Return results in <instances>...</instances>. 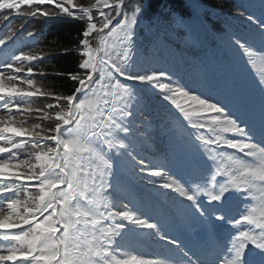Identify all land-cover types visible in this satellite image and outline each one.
I'll list each match as a JSON object with an SVG mask.
<instances>
[{"label":"snow or ice","instance_id":"6c2138e0","mask_svg":"<svg viewBox=\"0 0 264 264\" xmlns=\"http://www.w3.org/2000/svg\"><path fill=\"white\" fill-rule=\"evenodd\" d=\"M99 3L109 11H99L102 20L98 28L91 9L78 8L73 0H0V9L8 12L19 10L21 5L34 6V11L26 13L30 17L58 19L63 15L81 21L86 18L78 52V69L83 75L68 73V78L77 84L74 92L53 97L57 101L63 99L67 111L61 107L55 112L52 134L43 136L37 130L39 124L32 128L18 127L11 114L15 111L26 119L33 111L30 105L22 107L28 103L27 98L47 94L31 78L46 74L35 72L33 67V62L43 60L44 55L32 49H17L5 52L0 58V111L9 113L6 118L0 117V141L10 145L5 147L0 143V154H9L8 158H0V203L6 201V207H0V230L10 232L29 225L27 231L4 236L11 246L6 253L0 250V264H16L17 261L19 264H264V203L259 208L240 210L239 218L234 217L228 207L233 192L247 200L257 183L264 185V76L256 85L260 93L258 109L246 107L243 89L235 77L227 72L213 73L203 62H187L197 84V87H189L182 82L179 64L171 68L153 66L157 58L166 54L168 24L187 27L185 17L176 11L175 0H169L165 15L148 20L143 35L142 21L151 7L148 0H138L132 11L126 10V0H115L111 4L109 0H99ZM261 3L264 6V0ZM44 5L54 6L55 10H43ZM185 6L197 18L204 12L200 0H185ZM236 15L245 17V12L237 9ZM245 18L264 45V15ZM8 19L9 16L3 17L5 21ZM114 20L116 25L109 29ZM104 29H109V35L116 37L114 47H118L119 52L115 57L102 48L91 47L90 35ZM15 35L9 30V34L0 38V46L7 48ZM186 35L195 43L196 37L191 31ZM28 36L33 33L29 32ZM229 41L247 60L257 55L253 40L248 36L231 35ZM35 46L33 41V49ZM141 57L144 65L138 66ZM105 77L108 82L98 89L97 84ZM157 108L174 115L179 126L167 117L161 118V130L168 136V146L165 161L153 165L139 158L135 141L150 139V134L145 135L147 125L152 122ZM36 111L42 112L40 118L52 119L49 112ZM217 129L228 135H205ZM13 137L31 138L34 149L46 147L47 150L35 152L36 164H32L31 157L20 160L13 150L25 148L26 142L22 139L16 143ZM45 141L54 143L55 147L45 145ZM223 149L241 155L226 154ZM85 154L87 164L83 162ZM225 155L230 161L228 167L217 162L218 157ZM117 159L127 161L136 177L162 179L164 182L158 187L174 192L183 206V216L193 225L205 228L209 237H214L215 230L224 224L231 225L234 234H229L222 248L218 246L215 252L201 256L171 237L160 219L149 217L139 209L111 211L115 202L106 201L101 211L100 207H95L99 200L91 194H112L111 178ZM205 166L210 179L200 175ZM21 168L26 172L19 171ZM173 168L190 170L187 185L173 178ZM220 175L228 178L219 183L216 178ZM150 182L155 184V180ZM28 185L38 189V197L29 195L21 201L5 195L15 196ZM60 186H66V190ZM202 196L207 197L208 208L202 206ZM82 200L94 207L82 204ZM58 204L60 211L56 209ZM122 206L127 208V205ZM243 224L254 225L255 229L241 230ZM131 231L156 237L175 248L178 254L120 259L118 253ZM58 232L61 234L57 235Z\"/></svg>","mask_w":264,"mask_h":264},{"label":"trees","instance_id":"16d2710c","mask_svg":"<svg viewBox=\"0 0 264 264\" xmlns=\"http://www.w3.org/2000/svg\"><path fill=\"white\" fill-rule=\"evenodd\" d=\"M109 1L112 3L115 2V0ZM137 2L138 0H126V10H134ZM148 2H150L151 7L147 9L146 16L142 21L141 35H143V27L148 20L154 17L160 18L165 15L164 9L166 5H169V0H148ZM200 2L204 6V12L197 18L192 16L190 10L185 6V0H175L176 11L185 17L187 27L181 28L179 24H168L166 54L163 57L157 58V60L153 62V66L157 68H171L173 64H179L180 74L183 76L182 82L186 83L189 87H197L187 62L196 61L206 63L213 73L227 72L235 77L243 89L247 101L246 107L251 108L254 106L258 109L260 93L256 85L258 80L264 76V45H261L259 37L255 33V29L245 17L247 15H254L257 17L264 15V6H262L261 0H200ZM97 3H99V0H78L79 6ZM237 9L244 11L245 17L236 15ZM11 12L0 9V38L5 34H9V30L16 33L13 39L8 42L7 48L0 46V58H3L5 52L17 49H32L37 53H42L45 58L33 62V67L35 72L46 74H37L31 77L36 81V86L47 93L45 97L51 99L53 97H64L72 94L77 84L70 80L67 74L73 73L83 75L78 69V62L80 60L78 52L81 51L79 40L82 37L80 33L82 29L86 27V18L85 21H81L62 15L58 19H49L38 15L36 17L25 16L23 21H19V18H17L18 16L13 14L9 16L7 21L3 20V17ZM189 17L191 18L189 19ZM189 31L196 37L195 43L186 35ZM29 32L33 33V36L29 37ZM93 33L97 36L96 32ZM231 35H244L252 39L253 48L257 55L250 61L247 60L241 53L230 46L229 37ZM33 41L36 42L34 49ZM102 43L106 48H117L114 47L115 42L113 40L107 39V33ZM137 64L138 66H143L144 58L141 57ZM103 81L104 83L108 82L106 78ZM208 94L214 97L216 96L213 92H209ZM37 97L27 98L28 103L22 104V107L25 108L29 105L31 106L33 109L31 115L25 119L24 116L17 112L20 117L14 118V120L18 127L32 128L34 125L39 124L40 129L37 130H40L43 136H47L52 134L56 121L40 118L42 115L41 111H38L40 113L38 114L39 117L34 116L33 112L37 110L36 106H38L40 110L47 111L51 115V111L55 110L56 106L49 109L47 105H54V102L49 104L45 100L44 102H39L40 96ZM217 98L224 99L223 97ZM58 102L60 105L65 106L67 110V104L63 99H60ZM1 112L9 115L7 111ZM13 112L11 113L12 115ZM33 116L35 119L32 120ZM162 117H167V119L172 120L179 126V121L175 120L174 115H169L162 108H157L152 117V122L147 125L148 133L145 135L150 134V139L146 141L137 139L135 141V147L140 154L139 158H144L146 163L153 165H160L165 161V154L168 146V136L161 130ZM21 120H24L23 124L20 123ZM136 125L139 127L140 122L137 121ZM205 135L215 136L228 134L221 133L220 130L217 129L216 132H206ZM259 139V134H257V140ZM18 141H20V139H18L17 142ZM25 142V148L17 151L19 154L16 156L20 160H26L29 159V157L34 159L35 151L41 148H36L34 150L31 138H25ZM52 144L54 146V143L50 145ZM223 151L226 154L241 155L239 153H234V150L231 149H223ZM2 155V158L9 157L7 154ZM224 157L226 158L227 155ZM221 158L222 157H218V161ZM20 170L26 172L24 168ZM35 170L37 172L39 171L38 168ZM114 173V176L111 178V183L113 184V189L110 190L112 193L111 195L103 194V196H98L96 193L91 194L93 198L99 200V203L95 205V207H100L101 211H104V202L114 201L115 207L111 208V211L139 209L149 217L160 219L166 231L172 230L176 234H180L187 229L191 233L193 232L192 222L183 216V206L180 204L177 195L169 189L158 187L159 184L164 182L162 179L136 177L129 163L120 159L114 161ZM200 175L209 179L211 178L210 172L206 166L201 168ZM172 176L182 183H185V185H187V182L191 179L190 170L184 168H173ZM151 180H155V184L150 182ZM26 189H29L30 192H34V190L28 186L22 188V192ZM5 195L13 199H19L20 197L23 199L22 194L18 196V198H16L17 195L12 196L11 193ZM81 203L88 207H94L92 204H88L83 200ZM122 205H127V208ZM5 206L6 201L0 203V207ZM202 206L208 208V206L204 204H202ZM10 232L15 234L17 231ZM133 235L136 242L131 243L124 241V247H122L118 253L119 258L125 256L130 250L136 251L137 254H154L155 258L172 257L166 252L168 248L172 249V246L160 240H153V236H149L145 232L134 231ZM217 245V242H212V247H217ZM147 247H149L151 252H146ZM204 247V244L198 247L200 255L206 253ZM174 251L177 255V250L175 249ZM16 264H19V262H16Z\"/></svg>","mask_w":264,"mask_h":264},{"label":"rangeland","instance_id":"374dc122","mask_svg":"<svg viewBox=\"0 0 264 264\" xmlns=\"http://www.w3.org/2000/svg\"><path fill=\"white\" fill-rule=\"evenodd\" d=\"M110 2V1H109ZM112 2H110L111 4ZM73 4L76 5L78 8L79 7H82V8H89L91 9V15L93 16V22L94 23H97V26L98 28L100 27V24H101V20L102 18L99 16V11L100 10H103L105 12L109 11V9L105 8L104 5L102 3H97V4H90V5H80L78 4V0H73ZM67 7H71L70 5H66ZM93 6H96V7H93ZM35 8L34 6L32 5H21L20 6V9L19 10H12V12L10 14H7V16H10V15H13V14H16L19 18L18 20L19 21H23L24 17L25 16H28L26 15V13L28 12H31V11H34ZM43 10H46V11H52V10H55L54 9V6H49V5H44L43 6ZM113 15H115V13H113ZM120 17H117V20H119ZM117 21L114 20L112 22L111 25H109V29L113 28L115 25H116ZM109 29H104L103 32L101 33H97V36L95 35V33H92L89 37V40H90V44H91V47H93L94 49L95 48H102L108 52H110V54L115 57L117 55V53L119 52V48H111L109 49L106 48L103 43H102V40L105 36V34L107 33V39L109 40H113L116 44V37L115 35H109ZM96 75V79L99 81L100 80V76H99V73L95 74ZM107 79V77H105ZM123 82V81H122ZM104 84V81H101L100 83L97 84V88L98 89H101V85ZM38 98V97H37ZM44 100L49 104L51 102H54L53 104V107L56 106L55 110H52L51 111V116H52V119L51 120H54L55 121V112L56 111H59L61 107L64 108L65 111L66 110V107L65 106H62L60 105V103L54 99V98H47L45 96L41 97L40 96V101L39 102H44ZM57 102V103H56ZM56 103V104H55ZM42 105H44L43 103H41ZM58 104V105H57ZM36 109H39L38 106H36ZM34 116L36 117H39L38 114H40L38 111L34 110L33 112ZM8 116V114L6 113H3L0 111V117H4L6 118ZM32 117V120L35 119V117ZM13 117L14 118H18L20 117L19 114H17V112H13ZM47 123V122H45ZM47 124H50V123H47ZM20 139V141L23 139L25 140V138H21V137H13V140L14 142L16 143H19L20 141L17 142V140ZM45 142H48V143H45ZM45 145L47 146H51V147H55V145L53 146L50 145L52 142L50 141H45ZM0 143H3L5 147H10V145H8L7 143L3 142V141H0ZM36 149V148H35ZM34 149V150H35ZM20 149H17V150H13V152H15V154H19L17 153V151H19ZM46 151V147L44 149H38L36 150L35 152L37 151ZM4 154H7L9 155L8 153H4ZM3 155L0 154V158H2ZM31 162L32 164H36L37 162L35 161V157L34 159H31ZM85 164H87V154H85V160L83 161ZM218 163L220 162H223L225 167H228L230 165V161L227 160V157H222L221 159H219V161H217ZM15 171V170H13ZM21 171V170H19ZM22 172V171H21ZM228 177L224 176V175H220V176H217V181L219 183H223L225 179H227ZM28 187H31L34 192H30L29 189H26L22 192V190L17 194V197L20 196L22 194V198L21 197L19 198V200L21 201H25L28 196H32V197H38L39 195V192H38V189H36L34 186L32 185H28ZM61 188H64L66 190V186H60ZM205 204L209 205V202L207 200V197L206 196H203V201ZM213 203H218V202H213ZM264 203V185H261L259 183L256 184V186L254 188L251 189V192L249 194V198L247 200L243 199L241 196H239L237 193L233 192V194L229 197V200H228V207L232 209V215L236 218H239V212L240 210L242 209H247V208H250L252 206H256L257 208L260 207V205ZM29 207L32 206V202L29 201ZM6 207V206H5ZM56 209L57 211H60V205H56ZM49 212H51V210H49ZM48 213H45V215H47ZM219 214V213H217ZM219 223V222H217ZM59 227V225H57ZM194 228H195V231L192 234H190L189 232L185 231L182 235H177L174 231L172 230H167L168 234L183 242V244L187 245L188 248H190L192 250V252L196 253L198 255V251H197V247L198 246H201L203 243L204 244H207L204 248L207 250V253L208 252H215L217 250V247L220 246L222 248V245L224 243V241L228 238L229 234H234L233 232V227L231 225H228V224H224L222 227H219L215 230V235L214 237H209L208 235V232L205 228L199 226V225H193ZM27 227V228H26ZM25 228V230H24ZM29 228V225H23L22 228H18V229H14V230H11V231H17L15 234H18L22 231H27ZM241 230H244L245 228L247 229H250V230H253L255 229V226L254 225H250V224H243L240 226ZM63 231V229L61 228V232ZM61 233L58 232L57 235H60ZM134 231H131L129 233H127L126 237H125V241H128V242H136V239L134 237ZM10 236V235H14L13 232H6L4 230H0V250H2L4 253L7 252V248L9 246H11L8 241L4 240V236ZM153 240L155 241H159L156 237H152ZM212 242H217L218 243V246L213 249L212 246H211V243ZM146 252H151V250L148 249L146 250ZM167 254H169V256H176L174 255V251L173 250H167L166 251ZM131 256H145L146 258H155V255L152 254V255H148L147 253H144V254H137L136 251H133V250H130L128 251L125 256L123 257H120V259H126V258H129ZM203 256V255H201ZM194 258V257H193ZM19 262V261H17ZM9 263H13V262H6V264H9Z\"/></svg>","mask_w":264,"mask_h":264}]
</instances>
